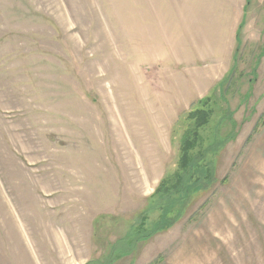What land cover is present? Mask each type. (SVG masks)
Instances as JSON below:
<instances>
[{
  "label": "rangeland",
  "instance_id": "obj_1",
  "mask_svg": "<svg viewBox=\"0 0 264 264\" xmlns=\"http://www.w3.org/2000/svg\"><path fill=\"white\" fill-rule=\"evenodd\" d=\"M63 262L264 264V0H0V264Z\"/></svg>",
  "mask_w": 264,
  "mask_h": 264
},
{
  "label": "trees",
  "instance_id": "obj_2",
  "mask_svg": "<svg viewBox=\"0 0 264 264\" xmlns=\"http://www.w3.org/2000/svg\"><path fill=\"white\" fill-rule=\"evenodd\" d=\"M200 115L205 116L206 114H204V112H201ZM204 122H205V119H203V120H201V121L199 120L197 125H199V124H203ZM188 149H190V144H188V148H187V150H188Z\"/></svg>",
  "mask_w": 264,
  "mask_h": 264
},
{
  "label": "crops",
  "instance_id": "obj_3",
  "mask_svg": "<svg viewBox=\"0 0 264 264\" xmlns=\"http://www.w3.org/2000/svg\"><path fill=\"white\" fill-rule=\"evenodd\" d=\"M216 69H217V68H216ZM216 69H215V70H216ZM215 70H214V71H215ZM212 71H213V70H212ZM214 71H213V72H214ZM71 257H72V259H71V260H72V261H74V262H76V261L78 262V260H77V259H79V258H80V257H77V258H75L73 254L71 255ZM63 264H65V263L63 262ZM66 264H68V263H66ZM78 264H79V263H78Z\"/></svg>",
  "mask_w": 264,
  "mask_h": 264
}]
</instances>
